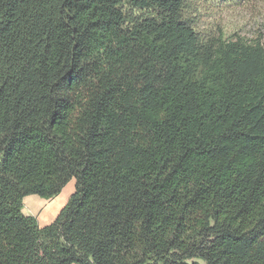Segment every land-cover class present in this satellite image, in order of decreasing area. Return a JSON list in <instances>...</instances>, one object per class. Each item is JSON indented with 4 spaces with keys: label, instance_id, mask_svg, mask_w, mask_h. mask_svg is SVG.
Segmentation results:
<instances>
[{
    "label": "trees",
    "instance_id": "1",
    "mask_svg": "<svg viewBox=\"0 0 264 264\" xmlns=\"http://www.w3.org/2000/svg\"><path fill=\"white\" fill-rule=\"evenodd\" d=\"M188 7L0 0V264H264V34Z\"/></svg>",
    "mask_w": 264,
    "mask_h": 264
},
{
    "label": "rangeland",
    "instance_id": "2",
    "mask_svg": "<svg viewBox=\"0 0 264 264\" xmlns=\"http://www.w3.org/2000/svg\"><path fill=\"white\" fill-rule=\"evenodd\" d=\"M187 15L194 28L203 35L229 37L236 34L253 39L264 34V0H189ZM73 188L71 180L53 198L27 195L23 198L22 212L37 217L40 225L48 224L55 219ZM31 196L42 199L41 203L36 206L30 201Z\"/></svg>",
    "mask_w": 264,
    "mask_h": 264
},
{
    "label": "crops",
    "instance_id": "3",
    "mask_svg": "<svg viewBox=\"0 0 264 264\" xmlns=\"http://www.w3.org/2000/svg\"><path fill=\"white\" fill-rule=\"evenodd\" d=\"M32 195H34V194H32ZM31 200H32V201L36 204V206H37V204L39 205V204L41 203V200H42V199H40V198H38V197L36 198V196H31V197H30V201H31ZM49 223H50V222H49Z\"/></svg>",
    "mask_w": 264,
    "mask_h": 264
}]
</instances>
